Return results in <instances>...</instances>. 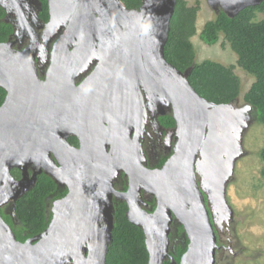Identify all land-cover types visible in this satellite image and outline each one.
<instances>
[{
	"label": "water",
	"instance_id": "obj_1",
	"mask_svg": "<svg viewBox=\"0 0 264 264\" xmlns=\"http://www.w3.org/2000/svg\"><path fill=\"white\" fill-rule=\"evenodd\" d=\"M23 1L0 0V6L6 16L12 10L22 14ZM206 1L215 13L222 10L233 17L262 0ZM46 2L44 42L64 27L51 52L49 73L60 75L65 85L39 81L33 54L15 53L8 41L0 42V88L5 90L0 208L32 188L42 172L57 186H66L67 193L54 200L47 228L23 242L0 214V264H105L113 196L126 203L127 220L142 229L147 264H164L167 258V264H175L169 253L172 221L188 239L179 264H215L216 231L232 216L226 186L243 153L242 135L253 120L251 105L200 96L188 81L192 66L180 71L166 61L164 45L176 0H141L137 9L126 8L121 0ZM48 27L52 30L47 34ZM93 63L87 79L74 86L73 78ZM144 103L159 113L172 111L177 140L160 169L141 166L144 171L134 177L131 191V174L123 166L133 167L142 158L131 133L142 124L137 119L144 114ZM69 134L78 137L79 147L68 143ZM12 168L20 171L19 179ZM121 171L129 176L125 192L113 187ZM141 190L154 197L152 211L140 206ZM215 208L226 217L224 226L216 220Z\"/></svg>",
	"mask_w": 264,
	"mask_h": 264
},
{
	"label": "trees",
	"instance_id": "obj_2",
	"mask_svg": "<svg viewBox=\"0 0 264 264\" xmlns=\"http://www.w3.org/2000/svg\"><path fill=\"white\" fill-rule=\"evenodd\" d=\"M40 17L48 18L46 0ZM126 8H137L141 0H121ZM198 5L187 6L184 0H176L173 14L169 22L168 39L164 45V57L178 70L183 71L192 66L188 74L189 84L202 97L215 102L225 103L234 100L239 94V80L233 72V66H223L220 63L204 60L195 62L194 52L189 40L195 31V15ZM256 12H264V0L257 5L246 6L235 16L229 17L222 10L216 13L213 20L205 23L200 37L206 43H213L221 31L224 39L231 43L237 53V65L255 76L243 100L252 107L251 115L256 121L264 122V18L255 20ZM3 14L0 8V16ZM9 24L0 22V41L5 40L10 32ZM4 90L0 88V104ZM170 124L174 120L170 116L163 117ZM264 160V149L260 153ZM13 176L19 175V170H11ZM66 189L60 190L56 183L43 172L40 173L35 184L15 202V214L19 224L14 228L18 241L42 232L47 224L46 197L65 194ZM125 203L114 206L112 239L109 243L105 264H147L148 255L145 249L144 234L140 227L130 223L125 216ZM8 221L10 218L3 215ZM9 218V219H8ZM175 235L172 254L175 264H179L181 255L185 252L188 239L182 226L175 222ZM177 242V243H176ZM126 247L129 249L127 250ZM169 260L165 261L167 264Z\"/></svg>",
	"mask_w": 264,
	"mask_h": 264
},
{
	"label": "rangeland",
	"instance_id": "obj_3",
	"mask_svg": "<svg viewBox=\"0 0 264 264\" xmlns=\"http://www.w3.org/2000/svg\"><path fill=\"white\" fill-rule=\"evenodd\" d=\"M184 1L187 6L198 5L195 31L189 37L195 62L210 60L226 67L233 66L239 80V94L235 99L238 106L245 104L243 96L255 81V76L237 65L238 55L221 31L213 43L201 39L200 32L205 23L216 15L207 1ZM263 18L264 12H256L255 20ZM241 146L243 153L235 162L231 180L226 186V199L232 216L220 232L216 231L215 264H264V160L260 157L264 149V122L254 119L250 122L242 135Z\"/></svg>",
	"mask_w": 264,
	"mask_h": 264
},
{
	"label": "flooded vegetation",
	"instance_id": "obj_4",
	"mask_svg": "<svg viewBox=\"0 0 264 264\" xmlns=\"http://www.w3.org/2000/svg\"><path fill=\"white\" fill-rule=\"evenodd\" d=\"M38 1L40 2V4L37 2V0H24L22 2V5H24L26 9L22 13L23 15L18 14L15 10H13L8 14V16H6L5 10L0 6V8L3 11V14L0 16V22L9 24L11 27V30L7 34L5 40L0 42L8 41L11 50L15 53L28 52L33 54L34 66L36 68V74L39 81L50 83V85H53V83H55L64 86L65 85L64 78H62L60 75L54 78L53 77L54 75L52 73H49V69L51 67V60H50L51 52L54 44L61 38L64 32V27L61 28L59 31H57L52 37H50L49 40L44 42L43 37L45 36L44 33L46 31L45 23L48 21V18L46 20H43L39 16L42 11L43 4L41 0ZM46 6H47V2H46ZM137 8H139V6ZM137 8H131V9H137ZM47 11H48V6H47ZM48 17H49V13H48ZM48 29L49 30H47V34L50 30H52V28L48 27ZM52 60H53V56H52ZM95 65L96 63H93L85 73L75 76L73 78V85L78 86L82 84L90 75ZM4 96H5V90H4ZM4 96H3V100H4ZM144 101L148 102L146 97ZM143 107H144V114L143 116L141 115L137 119V121L142 120V124L140 123L141 126L137 133L135 130H132L131 133V137L136 136V140L138 144L137 146L140 154H142V158H139L140 161L138 162L137 160H135L134 166L129 167L132 168L130 171L133 174H136V172H141L142 171L141 166L145 167L146 169H160L163 166V164L166 162V160L173 154L175 143L177 140L175 137V130H174L175 121L173 124H170V122H168L166 119H163V117L166 116H170L173 119L171 110L166 109L164 113H159L156 109H151V108L149 109L148 105L146 106L145 103ZM66 139L71 146L79 147L80 145L79 140L78 137H76L75 135L69 134ZM111 149L112 146L107 144V151L109 152ZM111 153L112 150L110 151V154ZM28 170L30 175L31 169ZM20 177H21V173L19 171V175L14 176V178L19 179ZM56 187L60 188V190L66 189L65 194L67 193L66 186L56 185ZM113 187L116 191L125 192L129 187V176H126L123 171L119 172L116 179L113 182ZM65 194L58 197H54L53 194H49L46 197L45 212L48 218V224L52 216L51 207L54 200L63 197ZM140 198L142 200V202H140V206L143 209L147 211H152L154 209L156 205V201L153 196L149 195L144 190H141ZM15 202L14 203L9 202L0 208V214L2 218L3 215L9 216L10 219L8 218L9 219L8 221H6L4 218L3 220L11 227L13 233H14V228H16V226L19 224V220L14 210ZM122 202L125 203L123 200L117 199L115 196H113L112 199L113 206H116L117 203H122ZM125 206L127 210L126 203ZM175 231H176L175 221H172L169 231V253L172 250V247L175 246V241H173V236L175 235ZM167 260H169V258H167Z\"/></svg>",
	"mask_w": 264,
	"mask_h": 264
},
{
	"label": "bare ground",
	"instance_id": "obj_5",
	"mask_svg": "<svg viewBox=\"0 0 264 264\" xmlns=\"http://www.w3.org/2000/svg\"><path fill=\"white\" fill-rule=\"evenodd\" d=\"M13 11V10H12ZM19 14V13H18ZM23 15V14H22ZM55 27V26H54ZM53 27V28H54ZM50 28V27H49ZM33 46V45H32ZM56 48H54L53 50H55ZM53 54H54V51H53ZM52 54V55H53ZM52 58V57H51ZM53 59H54V56H53ZM163 104V103H162ZM200 164L198 165V171H197V174H198V176L201 178L202 177V174H203V171L200 169ZM123 168H125V169H127L130 173H129V175L131 176L130 177V190L131 191H133V189H134V177L136 176V175H142L141 173L144 171V169L143 168H141V169H143V171H141V172H136V174H133V173H131V169L132 168H129V167H126V166H123ZM143 177V176H142ZM141 179H143V178H141ZM136 183L138 184H142V182L140 181V182H138L137 180H136ZM204 187H205V185H204ZM214 211H215V216H216V220L218 221V223L221 225V226H224L225 225V221H226V217L223 215V213L222 212H220L219 211V209H217V208H215L214 209ZM177 215L180 217V214L177 212ZM222 224H224V225H222Z\"/></svg>",
	"mask_w": 264,
	"mask_h": 264
}]
</instances>
